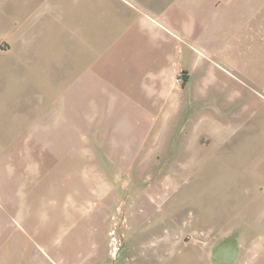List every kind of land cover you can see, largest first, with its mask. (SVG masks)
<instances>
[{
  "label": "crops",
  "instance_id": "1",
  "mask_svg": "<svg viewBox=\"0 0 264 264\" xmlns=\"http://www.w3.org/2000/svg\"><path fill=\"white\" fill-rule=\"evenodd\" d=\"M72 2L98 3V13L84 9L72 24ZM223 33L228 40L218 37ZM255 34L246 11L231 0H0V189L17 156L38 162L39 146L71 145V138L55 140L51 133L65 129L61 115L93 99L98 121L111 131L98 146L118 147L113 158L104 153L106 161H150L157 147L170 171L190 177L207 171L216 155L237 158L233 148L242 132L260 131L264 118V43ZM242 35L253 46L249 54ZM78 60V84L65 87ZM40 73L46 89H39ZM134 147L138 154L129 155ZM135 222L129 218L128 226ZM164 231L168 236L158 235L153 250L141 230L136 238L149 248L125 253L128 263L183 258L181 234ZM192 253L195 264L210 263L205 251ZM101 258L98 264H105Z\"/></svg>",
  "mask_w": 264,
  "mask_h": 264
},
{
  "label": "rangeland",
  "instance_id": "2",
  "mask_svg": "<svg viewBox=\"0 0 264 264\" xmlns=\"http://www.w3.org/2000/svg\"><path fill=\"white\" fill-rule=\"evenodd\" d=\"M231 2L246 11V24L256 27V40L264 43V0ZM74 5L72 24L84 9L98 13V3ZM91 19L88 12V32ZM96 20L98 27V14ZM218 37L228 40L224 33ZM240 39L249 54L248 36ZM79 62L66 73L65 87L78 84ZM37 83L46 89L43 73ZM61 117L65 129L51 137L71 138V145L39 146L38 162L21 155L7 163L13 176L0 189V264H98V255L105 264H129L125 253L149 248L136 238L143 229L153 250L158 235L168 236L164 230L181 234L177 250L184 256L172 264H195L196 250L207 253L208 264H264V118L260 131L242 132L233 148L237 158L216 155L201 176L189 177L170 171L157 147L150 161H106L104 153L113 158L118 147L98 146V139H111L107 124L98 121V99ZM255 153L263 159L255 161ZM129 218L139 224L128 226ZM177 221L182 225H174Z\"/></svg>",
  "mask_w": 264,
  "mask_h": 264
},
{
  "label": "built area",
  "instance_id": "3",
  "mask_svg": "<svg viewBox=\"0 0 264 264\" xmlns=\"http://www.w3.org/2000/svg\"><path fill=\"white\" fill-rule=\"evenodd\" d=\"M177 80L180 81V77H178Z\"/></svg>",
  "mask_w": 264,
  "mask_h": 264
},
{
  "label": "trees",
  "instance_id": "4",
  "mask_svg": "<svg viewBox=\"0 0 264 264\" xmlns=\"http://www.w3.org/2000/svg\"><path fill=\"white\" fill-rule=\"evenodd\" d=\"M185 80V79H184Z\"/></svg>",
  "mask_w": 264,
  "mask_h": 264
}]
</instances>
